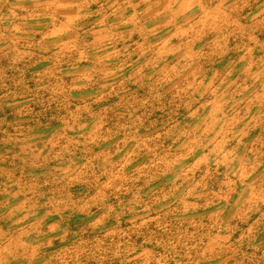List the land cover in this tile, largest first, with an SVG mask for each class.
Instances as JSON below:
<instances>
[{"label":"rangeland","instance_id":"obj_1","mask_svg":"<svg viewBox=\"0 0 264 264\" xmlns=\"http://www.w3.org/2000/svg\"><path fill=\"white\" fill-rule=\"evenodd\" d=\"M43 1L0 0V264L6 246L8 264H264V14L226 42L234 19L207 33L218 0H194L181 24L140 30L141 13L136 39L95 45L111 0L98 26L39 21ZM217 33L237 57L199 92L192 50Z\"/></svg>","mask_w":264,"mask_h":264},{"label":"crops","instance_id":"obj_2","mask_svg":"<svg viewBox=\"0 0 264 264\" xmlns=\"http://www.w3.org/2000/svg\"><path fill=\"white\" fill-rule=\"evenodd\" d=\"M108 1L109 0H106L107 3ZM193 1L194 0H140L137 5L130 9L125 5V0H111V3H114L115 7L113 8L114 13L102 15L101 20L103 19L104 21L102 22L101 26L92 33V37L97 42L95 45H106L107 42L112 41L115 37L119 38V40L125 37L136 39L139 35L143 34L140 30L148 31L157 25L169 26L177 23L181 24L182 21H184L186 18H189V16L192 14V12H190L187 15L185 10L189 12L193 8ZM227 1L228 5L225 4ZM101 6L102 3L100 0H44L43 2L39 3L37 7L40 13L38 20L46 21L49 17H61L62 21L60 23L65 25L71 23L80 10H85L87 13H91L88 14V16L92 18V22H95L98 14L97 9L104 8L106 10L105 7ZM139 6L140 8L137 9ZM142 8L143 10H141ZM154 8H158V11H161L165 8V13L158 14L157 11H151ZM213 8V15L208 14L205 18L203 16L204 19L202 20L208 22V20L212 17L209 25H205V30L207 29V33L210 27H212L214 31L219 32L220 29H217L215 26V21L219 18L221 19L222 17H226L223 15H227L228 18L234 19L235 29L238 28L239 31L236 29L234 36L228 37L223 41L226 40V42H233L236 40L242 41V39L250 40L252 38V18L254 15H261L262 13L264 14V0H218ZM223 8H228L229 13L226 14ZM141 13V20L144 25L140 30H138V19L140 18ZM237 19H244V23L241 21L237 22ZM97 24L98 23L96 22L94 23L95 26H98ZM229 25L231 24L229 23ZM194 26H196V24ZM194 26L191 27L190 30L181 28L180 31L181 38H183L184 35L189 36V38L185 40V45L188 47L187 52L190 50L191 46L197 45L199 41L198 36L191 38V33L194 29ZM206 32L204 31V33ZM161 35L162 39L164 38L167 43L173 42L174 39L175 41L179 40L178 37H175L174 31L170 28H167ZM214 36L215 38L213 41L215 44L209 49L208 53L203 52L199 46H197L195 50H192V53L194 54L193 60L190 63L194 64L195 62H198L201 65H205L207 61L206 58H218V60L214 59L212 67L207 65L208 67H205L202 70V67H199L198 63L196 66L189 65L191 68L189 73L195 75L200 71L202 73L199 74L204 75L205 81L201 80V82H195V79H193V85L195 88L199 92L203 93L209 89L216 91L218 88L220 89L222 87L221 75L224 74V76H226L229 74L226 72L227 66L224 65V63L227 61L229 63L230 59L237 57L234 50L230 48L228 49L226 45H222L220 43V33L214 34ZM256 41L260 42L262 48L264 47V37L262 34H257ZM115 44L118 45V41ZM200 47L202 48L201 44ZM223 49H225L226 52H224L222 55L218 54ZM237 55L248 56V51H243L242 53L237 52ZM183 57L186 58L185 53H183ZM210 62L211 61H207V64ZM215 100L216 103L212 102V104L213 106H218H214V108H219L221 105L219 101L221 99L218 96H215Z\"/></svg>","mask_w":264,"mask_h":264},{"label":"clouds","instance_id":"obj_3","mask_svg":"<svg viewBox=\"0 0 264 264\" xmlns=\"http://www.w3.org/2000/svg\"><path fill=\"white\" fill-rule=\"evenodd\" d=\"M15 251V248L14 247H9V246H6L5 249H4V258H3V261H2V264H8V257L9 255H11L13 252Z\"/></svg>","mask_w":264,"mask_h":264}]
</instances>
